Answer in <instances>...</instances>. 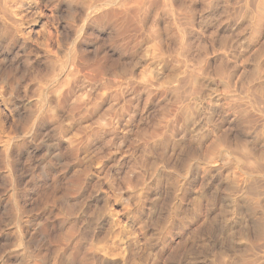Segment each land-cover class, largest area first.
<instances>
[{"label": "rangeland", "instance_id": "1", "mask_svg": "<svg viewBox=\"0 0 264 264\" xmlns=\"http://www.w3.org/2000/svg\"><path fill=\"white\" fill-rule=\"evenodd\" d=\"M0 264H264V0H0Z\"/></svg>", "mask_w": 264, "mask_h": 264}, {"label": "bare ground", "instance_id": "2", "mask_svg": "<svg viewBox=\"0 0 264 264\" xmlns=\"http://www.w3.org/2000/svg\"><path fill=\"white\" fill-rule=\"evenodd\" d=\"M5 3V2H4ZM2 8V7H1ZM6 11V10H5ZM15 23V22H14Z\"/></svg>", "mask_w": 264, "mask_h": 264}]
</instances>
